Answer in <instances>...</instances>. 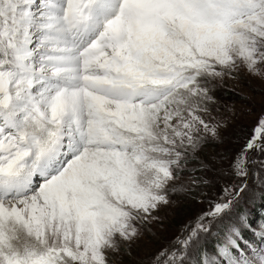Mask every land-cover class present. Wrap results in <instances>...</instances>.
<instances>
[{
  "label": "snow or ice",
  "instance_id": "6c2138e0",
  "mask_svg": "<svg viewBox=\"0 0 264 264\" xmlns=\"http://www.w3.org/2000/svg\"><path fill=\"white\" fill-rule=\"evenodd\" d=\"M241 71L264 0H0V264H122L173 197L209 207L138 264H264V113L217 151Z\"/></svg>",
  "mask_w": 264,
  "mask_h": 264
},
{
  "label": "rangeland",
  "instance_id": "374dc122",
  "mask_svg": "<svg viewBox=\"0 0 264 264\" xmlns=\"http://www.w3.org/2000/svg\"><path fill=\"white\" fill-rule=\"evenodd\" d=\"M214 95L218 101L216 107H219L220 115L230 117L231 123L225 132L226 141L217 148V151L224 150L235 152L243 143V138L249 134L256 123L257 118L264 113V81L256 79L241 71L238 78L225 79L224 87H218ZM232 107L235 110V116H231L225 109ZM237 138L239 143H237ZM194 166V165H190ZM226 166V165H225ZM185 176L187 173L184 174ZM211 177V174H208ZM209 197L216 199L220 193V184H215L212 188L205 189ZM177 203L159 213L161 221L153 225L155 236H147L144 240L133 246L132 257H124L122 264H138L139 261H146L147 258L158 252L161 248L168 246L169 242L179 235L180 229L193 221L198 214L208 210V204L198 203L197 199H184L173 197ZM198 199H206L199 197ZM259 205L253 212L254 221L260 220ZM215 231V228L213 229ZM214 241L215 238H209Z\"/></svg>",
  "mask_w": 264,
  "mask_h": 264
}]
</instances>
